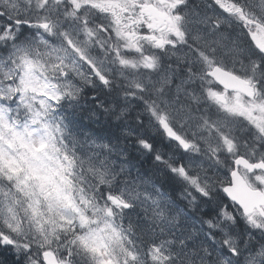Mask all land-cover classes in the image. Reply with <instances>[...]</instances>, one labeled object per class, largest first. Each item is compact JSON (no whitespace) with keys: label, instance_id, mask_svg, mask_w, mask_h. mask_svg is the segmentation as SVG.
Here are the masks:
<instances>
[{"label":"snow or ice","instance_id":"1","mask_svg":"<svg viewBox=\"0 0 264 264\" xmlns=\"http://www.w3.org/2000/svg\"><path fill=\"white\" fill-rule=\"evenodd\" d=\"M0 264H264V0H0Z\"/></svg>","mask_w":264,"mask_h":264}]
</instances>
